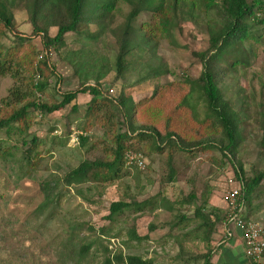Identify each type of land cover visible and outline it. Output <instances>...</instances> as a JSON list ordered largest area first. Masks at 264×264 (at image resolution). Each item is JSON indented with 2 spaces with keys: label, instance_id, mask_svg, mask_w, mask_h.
<instances>
[{
  "label": "rangeland",
  "instance_id": "1",
  "mask_svg": "<svg viewBox=\"0 0 264 264\" xmlns=\"http://www.w3.org/2000/svg\"><path fill=\"white\" fill-rule=\"evenodd\" d=\"M121 8L122 11L114 16L111 27L97 38L86 33L96 32V25H83L78 32L66 34L62 48L52 46L49 49L50 62L62 78L60 84H57L61 92L74 90L83 81L75 73L74 64H77L78 59L76 51L83 45L98 54L109 56L113 63L117 53L113 29L116 30V26L129 11L126 4H122ZM14 13L18 30L31 35L33 27L25 4L16 5ZM149 19L150 14L147 12L137 22ZM49 34L54 37L57 28H51ZM3 42L6 46L12 44L6 38ZM251 43L253 53L248 59H244L245 67L229 72L220 83L223 95L230 100L233 111L240 120L242 142L238 147L237 161L243 164L247 176L264 170V152L260 143L264 136V24L258 27L257 39H252ZM208 44L203 26L186 22L182 26L178 45L172 46L163 40L153 50L135 52L130 57L131 66L125 74L116 80L115 70H110L104 78L103 87L112 96H118L123 91L134 100H139L152 96L158 85L173 83L170 94L165 91L163 96H158V100L172 101L192 90L191 97L204 105L199 86L196 89L192 84L186 85L184 81L186 77H198L201 63L192 52L205 50ZM44 54L45 50L40 53L39 59ZM158 63L166 64L168 73L153 75L148 64ZM22 76V80L16 81L14 76L0 75V110L7 107V102L21 106L25 101L36 99L32 76L26 73ZM89 77L88 82L94 83V77ZM15 86H20L24 101L17 102L11 94V89ZM55 87L56 78H53L47 94L41 96L40 100L50 103L59 100ZM90 99V94L80 93L75 101L52 113L33 110L34 122L29 131L40 142L39 154L34 158L24 159L29 144L23 143L22 135L9 136L6 130H0V264H103L105 245L112 254L122 250L124 254L152 257L156 264H204L202 259L194 261L192 256L206 252L205 243L184 235L186 230L181 227L186 223H181V227L173 226V223L182 215L193 218L195 205L180 203L192 187L198 195L196 202H201V196L206 195L209 201L212 199L226 208L230 189L228 180L234 177L232 164L222 156L219 149L201 151L195 155L176 152L172 160L175 172L170 181L167 153H149L139 146L140 143H136L132 152L142 154L144 167L125 163L122 176L109 183L87 182L67 186L60 180L61 177L81 161L86 158L110 157L104 151V145L109 144L111 139L108 136L103 141L106 129H111L110 134L126 129L125 125L119 123L122 119L120 112L111 105L102 111L105 120L111 123L105 126L93 117L84 133L88 141L86 145H82L78 134L82 132L80 128L85 126V113ZM75 103L77 109L72 110ZM46 181L53 185L54 199L47 209L40 211L38 207L44 201L41 187ZM158 193L156 201L167 207L171 206L172 209L162 207L142 212L129 207L108 218L110 205L114 201L142 202ZM245 208L247 211L244 210L243 214L248 212L251 217L254 216L264 224V182L255 190L251 203H246ZM150 224L155 225L153 230L149 228ZM190 225L194 227L196 222ZM103 227L108 229L109 234L101 240L97 235ZM131 229L141 236L147 234L149 238L132 240L129 234ZM72 231L75 236L73 239L78 243L95 240L92 253L86 261H77L71 255H66ZM234 236L238 237L236 234ZM219 239L215 235L212 240L214 242L210 244L212 250ZM240 260L242 259L236 262Z\"/></svg>",
  "mask_w": 264,
  "mask_h": 264
},
{
  "label": "trees",
  "instance_id": "2",
  "mask_svg": "<svg viewBox=\"0 0 264 264\" xmlns=\"http://www.w3.org/2000/svg\"><path fill=\"white\" fill-rule=\"evenodd\" d=\"M19 3L25 4L33 27L31 35L20 32L15 23L14 7ZM122 4L128 5L129 11L125 14L124 20L116 26V30L113 29L117 43L113 63L109 56L98 54L92 48L83 45L76 51L78 59L77 64L74 63L75 73L83 78V81L78 88L61 92L58 85L62 78L50 62L49 49L52 46L62 48L65 45L66 34L78 32L83 25L94 24L98 27L96 32H86L90 37L97 38L104 34L111 27L114 16L122 11ZM147 12L150 19L138 23V18ZM186 22L201 24L208 37L209 44L205 50L192 52L201 63L198 77L195 79L186 77L184 81L186 85L192 84L196 89L199 86L204 105L191 97L192 90L172 101L158 100V96H163L165 91L170 94L173 83L158 85L152 96L139 100H134L123 91L118 96H112L104 89L103 81L109 71L115 70L116 80L122 77L130 68V57L135 52L153 50L163 40L172 46L178 45L182 26ZM262 24L264 0H0V75L14 76L16 81L22 80L23 73L31 75L32 88L36 95V99L25 101L21 106L7 102V107L0 110V130H6L9 136L22 135L23 143L29 144L24 159L34 158L39 154L40 142L39 138L35 134L31 135L29 131L34 122L33 110L52 113L75 101L80 93H87L91 95V99L85 113V126H78L82 127L80 128L82 132L78 134L82 145H86L88 141L84 133L88 130L93 117L97 122H103L105 126L111 123L105 120L103 115L105 108H110L111 105L120 112L122 119L119 123L125 125L126 129L111 134V129H106V138L103 141L105 142L108 136L111 139L109 144L104 145V151L110 157L86 158L81 161L61 177L60 180L65 185L114 181L122 176L121 171L126 163L125 156L135 148L136 143H140L139 146L149 153H167L170 181L173 180L175 172L172 160L176 152L195 155L201 151L219 149L222 156L232 164L234 178L242 184L241 199L246 206V203H251L255 190L264 182V170L247 176L243 164L237 161L238 147L242 142L241 124L230 100L223 95L220 83L229 72H236L239 68L245 67L244 59H248L253 53L251 40L257 39V30ZM53 27L57 28L54 37L49 34ZM5 38L12 43L10 46L4 44ZM43 50L45 54L39 59ZM148 67L155 76L169 71L166 64L162 63L148 64ZM36 74H39L40 78L35 82ZM90 75L94 77V83L88 82ZM53 78H56L55 92L60 99L53 103L40 100L41 96L47 94ZM19 87L11 89V94L17 102L24 101ZM76 109L75 103L72 110ZM68 131L71 133L70 129ZM260 143L264 152V136ZM41 188L44 201L38 209L44 211L53 202L54 188L48 181L43 183ZM158 196L159 193L142 202L114 201L110 205L108 218L129 207L142 212L162 207L172 209L171 206L158 203L156 201ZM197 197L192 187L180 203L195 205L193 218L182 215L173 226L181 227L186 223L181 227L186 230L184 235L204 242L207 247L206 252L196 254L192 259L194 261L202 259L204 264H211L213 251L210 244L227 212L209 206L206 195L201 196L199 203L196 202ZM244 217L250 218L249 214H244ZM193 222H196L194 227L190 225ZM154 227V224L149 225L151 230ZM73 234L72 231L66 255L68 257L71 255L72 259L76 258L77 261H86L92 253L95 240H80L78 243L73 239L75 237ZM107 234L108 229L103 227L97 237L102 240ZM129 234L132 240L142 241L149 238L147 234L139 235L134 229L129 230ZM103 250L105 254L103 264H156L152 257L124 254L122 250L112 254L107 245L103 246ZM243 264H248V261Z\"/></svg>",
  "mask_w": 264,
  "mask_h": 264
},
{
  "label": "built area",
  "instance_id": "3",
  "mask_svg": "<svg viewBox=\"0 0 264 264\" xmlns=\"http://www.w3.org/2000/svg\"><path fill=\"white\" fill-rule=\"evenodd\" d=\"M42 57V55H41ZM40 78L36 74L34 81ZM128 165L144 167V157L137 152H128L125 156ZM227 194L226 217L223 221L224 234L231 238L238 233L245 247V256L248 264H264V227L262 223L254 218H245V205L241 199V182L234 177L229 178Z\"/></svg>",
  "mask_w": 264,
  "mask_h": 264
},
{
  "label": "crops",
  "instance_id": "4",
  "mask_svg": "<svg viewBox=\"0 0 264 264\" xmlns=\"http://www.w3.org/2000/svg\"><path fill=\"white\" fill-rule=\"evenodd\" d=\"M209 202H210L209 206H215L224 209V211H226L227 204H226V208H224L225 207L224 205H219L218 203L214 202L212 199ZM247 214L249 213L247 212ZM253 217L254 216H252V218ZM258 221H260L263 224L261 220ZM235 234L238 237L234 236L231 238H227L226 235L224 234L223 222L218 225L217 230L213 236V239H215V235H217V237H219L220 239L218 240L219 242H216L215 248L212 250L213 255L211 258V264H243L244 262H247L243 240L239 236V234L237 233ZM166 237H168L167 234ZM240 258L242 260H240V262H236Z\"/></svg>",
  "mask_w": 264,
  "mask_h": 264
}]
</instances>
